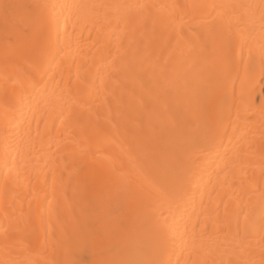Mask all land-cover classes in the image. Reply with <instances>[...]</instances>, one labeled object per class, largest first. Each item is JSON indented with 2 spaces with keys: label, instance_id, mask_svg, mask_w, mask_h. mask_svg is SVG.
<instances>
[{
  "label": "bare ground",
  "instance_id": "obj_1",
  "mask_svg": "<svg viewBox=\"0 0 264 264\" xmlns=\"http://www.w3.org/2000/svg\"><path fill=\"white\" fill-rule=\"evenodd\" d=\"M0 264H264V0H0Z\"/></svg>",
  "mask_w": 264,
  "mask_h": 264
}]
</instances>
